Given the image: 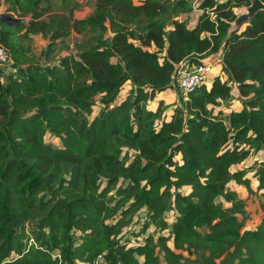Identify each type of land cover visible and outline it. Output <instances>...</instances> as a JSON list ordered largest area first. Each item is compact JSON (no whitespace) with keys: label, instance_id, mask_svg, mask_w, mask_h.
Returning <instances> with one entry per match:
<instances>
[{"label":"trees","instance_id":"16d2710c","mask_svg":"<svg viewBox=\"0 0 264 264\" xmlns=\"http://www.w3.org/2000/svg\"><path fill=\"white\" fill-rule=\"evenodd\" d=\"M45 1L0 0L15 20L0 19L14 69L0 75V264H264V12L228 34L248 0H203L192 28L175 20L188 11L183 2L174 10L166 0H96L91 16L71 20ZM83 30L94 48L46 66L27 56L34 36L53 43ZM218 53L226 80L195 89L163 120L158 95L174 88L175 66ZM232 89L241 110L215 112ZM96 97L101 108L87 120ZM47 133L60 147L45 143ZM259 151L263 216L250 229L229 185L253 194L247 170L231 169ZM143 210L171 247L150 235L121 243Z\"/></svg>","mask_w":264,"mask_h":264},{"label":"rangeland","instance_id":"374dc122","mask_svg":"<svg viewBox=\"0 0 264 264\" xmlns=\"http://www.w3.org/2000/svg\"><path fill=\"white\" fill-rule=\"evenodd\" d=\"M135 4H138L139 0H132ZM170 5L173 6V9L175 10L178 3H185L186 6H188L187 14L182 13L184 16H181L175 18V20L184 19V17L189 20L188 23L190 24V21H195L196 18L200 15L199 12H196L203 0H166ZM46 4H49V13H55L60 11L62 14L69 16L71 20H80L84 18H88L92 15L95 6H96V0H47V2H43L42 6L46 7ZM64 7L62 8V6ZM4 6L0 4V14H3ZM195 10V11H194ZM233 12L236 16H239L246 12L245 7L234 9ZM171 27L167 28V31L170 30ZM106 37H110V33L106 32ZM96 39L95 35L91 34L90 32L83 30L81 34L76 33L74 31H70L68 35L63 38L61 41H56L53 43H50V41H47L43 38H41L39 35L34 36L31 38V43L28 46L29 53H27V56L29 59H31L33 62L38 63L41 66L46 65H52V64H58L59 59L66 55H75L78 52V49L80 48H94L96 46ZM49 49V50H48ZM150 51H153V48L150 49ZM159 57H163V54H161ZM219 53L207 56L203 60L205 63H211L213 66V72L214 75L219 73V67H218V60H219ZM113 63L116 62V59H111ZM11 71V70H9ZM13 71V70H12ZM6 72L3 67H0V75ZM10 73V72H6ZM213 75V74H212ZM220 77H223V74H219ZM218 76V75H217ZM2 79V76H1ZM130 90V87L128 84H125L117 97L116 104H120L123 102L128 95V91ZM170 90L165 91L163 94L158 95L157 102L163 101L165 105V111L162 115V119L168 121L173 113V109L178 106L181 107L184 103L182 100L180 94L178 93V90L175 88H172ZM232 97L231 100H229L226 103H220L218 106L213 107V110L215 112L220 111L223 116L228 115L230 111H239L241 110V103L240 98L236 92L235 89H232L231 93ZM99 98H95L94 106L92 108V115L90 117H87V120H91L92 117L96 116L99 112V109L101 108V105L99 103ZM150 109L154 110L157 107V103L152 102L149 104ZM44 141L47 145H51L52 147H60V141L58 138L54 137L50 133H47L45 135ZM125 151V150H124ZM176 160H179V156L176 157ZM262 160V152H252L249 157L243 162L242 165H240L239 169H246L247 175L246 177L251 182L252 190L254 191L252 195H248L247 192L243 187H239L236 184H230L229 190L231 189L234 191L239 198L244 200L246 202V211L248 212V215L250 216V220L247 223V228L254 229L258 223L260 222L261 217L263 216V212L260 207L261 199L259 195L256 193V187L258 185L257 181V170L258 165ZM236 169V168H235ZM185 190L181 191V194H183ZM216 203H221L223 206H226V204L221 200L218 199ZM146 211L143 210L141 212H138L135 214V220L133 221L132 225H128L127 227H124L122 230V237H121V243H127L128 247H135L138 244L144 242V239L150 235L153 237L154 243L157 242V239L159 237H169V232H159L156 231L153 227L147 226L148 221L146 220ZM165 221L168 224H171L175 221L176 214L175 211L169 210L165 216ZM27 229L29 230V226H27ZM167 245L169 247L172 246V239H170L167 242ZM161 257V256H160ZM140 262L143 261L142 258H138Z\"/></svg>","mask_w":264,"mask_h":264},{"label":"built area","instance_id":"2783aa9c","mask_svg":"<svg viewBox=\"0 0 264 264\" xmlns=\"http://www.w3.org/2000/svg\"><path fill=\"white\" fill-rule=\"evenodd\" d=\"M211 19H213V14L210 13ZM0 67H3L5 71L13 69V62L11 60L10 54L5 50L4 47L0 46ZM213 66L211 63L200 62L199 64H191L189 61L184 60L179 62L174 69V86L178 90L180 96L186 100L188 95L192 93L195 89L201 86H208L211 80V74ZM220 69V66H219ZM222 82L226 80L225 77H219ZM135 220V219H134ZM29 245L33 244L34 241L29 239ZM16 255H12L4 262H9L15 259ZM59 259V255H56ZM94 264H104V261L99 258Z\"/></svg>","mask_w":264,"mask_h":264},{"label":"water","instance_id":"95a60500","mask_svg":"<svg viewBox=\"0 0 264 264\" xmlns=\"http://www.w3.org/2000/svg\"><path fill=\"white\" fill-rule=\"evenodd\" d=\"M248 1L250 5L246 8V12L236 17L228 31V34H231L232 32L240 29L243 25L248 24L257 13L264 12V3L261 2V0ZM0 19L5 23H15V20L8 17L6 14H0Z\"/></svg>","mask_w":264,"mask_h":264},{"label":"crops","instance_id":"0c3cea01","mask_svg":"<svg viewBox=\"0 0 264 264\" xmlns=\"http://www.w3.org/2000/svg\"><path fill=\"white\" fill-rule=\"evenodd\" d=\"M199 9V8H198ZM5 11V8L3 9V12ZM195 11V10H194ZM196 12H199L200 13V15H201V11L200 10H197ZM184 14H187V13H184ZM199 15V16H200ZM181 16V14L178 16V19H179V17ZM182 16H184L183 14H182ZM199 16L196 18V20L195 21H190V24L188 23V19H187V17L185 18L184 17V19L183 20H186L187 21V26L189 27V28H192L193 26H195V24L197 23V21H198V18H199ZM177 19V20H178ZM182 19H180V20H178V21H183ZM220 59V58H219ZM219 61V60H218ZM220 65H218V67H219ZM216 75H218V74H216ZM216 75H214V73H213V77H215ZM170 91H172V90H170ZM163 94V93H162ZM161 95V94H160ZM152 110V109H151ZM243 164V163H242ZM241 164V165H242ZM240 165H238V166H234V167H232V171L234 172V171H236V170H242V169H239V168H237V167H239ZM236 168V169H235Z\"/></svg>","mask_w":264,"mask_h":264},{"label":"clouds","instance_id":"9594fccd","mask_svg":"<svg viewBox=\"0 0 264 264\" xmlns=\"http://www.w3.org/2000/svg\"><path fill=\"white\" fill-rule=\"evenodd\" d=\"M199 8V7H198ZM200 10V9H199ZM201 11V10H200ZM201 14H202V11H201ZM200 62H203V60L202 61H200ZM218 63V65H220V59H219V61L217 62ZM213 70V69H212ZM213 72V71H212ZM213 74V73H212ZM211 74V80H210V82H209V85L206 87L207 89L211 86V83H212V81H213V79L215 78V77H220V75L219 74H221L222 75V72H221V66H220V69H219V73H217L218 74V76L216 75L215 77H213V75ZM224 77V76H223ZM223 77H221V78H223ZM174 88H175V86H174ZM176 89V88H175ZM179 93V92H178ZM182 98V97H181ZM183 99V98H182Z\"/></svg>","mask_w":264,"mask_h":264}]
</instances>
